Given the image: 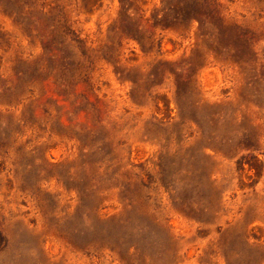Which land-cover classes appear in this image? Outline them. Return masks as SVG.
I'll return each instance as SVG.
<instances>
[{"label": "rangeland", "instance_id": "obj_1", "mask_svg": "<svg viewBox=\"0 0 264 264\" xmlns=\"http://www.w3.org/2000/svg\"><path fill=\"white\" fill-rule=\"evenodd\" d=\"M0 264H264V0H0Z\"/></svg>", "mask_w": 264, "mask_h": 264}]
</instances>
